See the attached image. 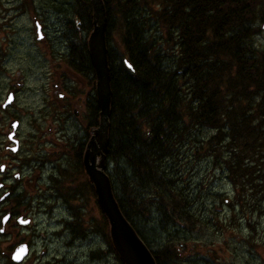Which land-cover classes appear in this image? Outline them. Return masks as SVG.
Listing matches in <instances>:
<instances>
[{
  "label": "trees",
  "instance_id": "trees-1",
  "mask_svg": "<svg viewBox=\"0 0 264 264\" xmlns=\"http://www.w3.org/2000/svg\"><path fill=\"white\" fill-rule=\"evenodd\" d=\"M104 3L113 90L107 159L114 194L157 264H196L180 261L184 245L163 242L154 248L138 227L152 223L158 230L178 228L186 219L197 222L186 167L195 169L202 159L228 176L240 203L233 206L264 215V45L258 42L264 0ZM64 5L90 34V0ZM78 42L79 64L69 65L80 71L82 64L95 87L88 44L80 37ZM96 109L98 122L97 104ZM102 219L107 251L124 264L104 214Z\"/></svg>",
  "mask_w": 264,
  "mask_h": 264
},
{
  "label": "rangeland",
  "instance_id": "rangeland-1",
  "mask_svg": "<svg viewBox=\"0 0 264 264\" xmlns=\"http://www.w3.org/2000/svg\"><path fill=\"white\" fill-rule=\"evenodd\" d=\"M65 1L0 0V94H4L10 80L19 78L18 72L22 73L25 84L19 97L21 105H18L19 109L15 108L19 112H14V116L21 120L19 132L23 148L20 156L22 159H27L32 154L47 155L51 152L48 128L53 120L47 116L49 110H45V100L50 98L51 92L44 91L45 84H51L48 75L51 69V47L48 50L44 45H56V36L63 26L59 15L65 20L73 12L66 8ZM58 4L60 7H57ZM35 17L48 29L47 42L42 43L37 39ZM115 42L118 43L119 40L115 38ZM258 42L264 45V32L259 36ZM2 130L5 131L4 128ZM11 160L12 158H7L4 149L0 148V167ZM194 168L186 167L187 179L192 181L188 196L191 197L193 215L197 222L186 219L183 224L179 223L181 225L178 228L174 226L158 230H153L152 223H147L146 226L139 224L146 240L152 242L154 248L161 247L163 242H173L180 248L184 245L185 249L180 257L182 262L191 260L196 264H264V215L250 211L244 214L242 209L233 206L239 203L238 193L228 176L213 168L208 159H202ZM29 170H26L29 174L23 177L22 187L19 186L21 181H16L12 174L7 182H3L0 172V183H5L8 190L13 187L17 189L16 196L7 204L0 201V230L2 219L11 210L17 215L16 218L24 216L32 219L28 228H21L16 220H12L4 228V233L0 232V264H13L10 254L21 243H29L31 246L30 257L24 264H119L116 256L107 251L110 248L107 237L94 226L95 219L100 217L95 200L88 197L87 200L75 199L67 203L63 197L54 194L45 197L32 190L29 195L27 182L37 169L34 168V172ZM16 171L17 168H13V172ZM32 182L28 187L32 185L34 190L37 189L35 181ZM187 183L184 185L188 186L190 181ZM40 187L45 188V185L41 184ZM3 194L4 190H0V199ZM16 198L26 200L18 204ZM84 204L88 208L86 218L79 213L81 221L69 223L77 208ZM91 227L94 228V233L87 232Z\"/></svg>",
  "mask_w": 264,
  "mask_h": 264
},
{
  "label": "flooded vegetation",
  "instance_id": "flooded-vegetation-1",
  "mask_svg": "<svg viewBox=\"0 0 264 264\" xmlns=\"http://www.w3.org/2000/svg\"><path fill=\"white\" fill-rule=\"evenodd\" d=\"M75 19L76 25H71V20H61L63 26L56 36V45H54L55 43L44 45L48 50L51 47V69L48 72L51 84L46 83L44 86V91L50 90L51 92L50 98L46 97L45 100V110H49L47 116L53 120L48 128L52 147L50 153L37 156L35 154L28 155L27 159L20 157L23 152L19 132L21 120L14 115L19 112L17 110L20 104L19 97L25 87L22 73L18 72L19 78L10 80L4 94H0V148L4 149L7 158H12L9 163L1 165L0 172L3 182H7L12 174L16 181H21L19 186L22 187L24 175L29 174L26 170L29 168L34 172V168L37 169L27 182L29 195L32 190L45 197L54 194L57 197H73L77 200L88 197L96 198L95 188L89 182L85 166L88 143L93 129L98 125L95 120L97 116L96 91L92 81L87 78L84 72L86 68L82 64H80V71L78 66L74 69L69 65L70 61L79 64L77 61L78 38L83 37L81 22L77 18ZM34 21L36 24L39 22L35 18ZM44 26V24L41 25L43 39L40 42L42 43L47 42L49 38L48 29ZM63 167H66V170H63ZM13 168H17V171L13 172ZM32 181L36 183L37 189L35 190L32 185L28 187L33 183ZM3 182L0 183V190H4L3 200L7 204L11 198L16 196L17 189L15 190L13 187L8 190ZM41 184L45 185V188H41ZM66 189L68 190L64 193ZM25 193L27 192L25 191ZM16 199L20 200L21 198ZM9 213L12 218L17 217L13 210ZM79 213L86 218L87 204L77 208L75 214L79 218L75 217L76 221L82 219Z\"/></svg>",
  "mask_w": 264,
  "mask_h": 264
},
{
  "label": "water",
  "instance_id": "water-1",
  "mask_svg": "<svg viewBox=\"0 0 264 264\" xmlns=\"http://www.w3.org/2000/svg\"><path fill=\"white\" fill-rule=\"evenodd\" d=\"M94 15V30L89 38V54L97 78V98L100 108V125L95 129L85 155L87 175L96 189L99 205L109 225L113 246L124 264H157L156 260L135 228L123 214L115 197L112 182L107 173V155L109 153V131L112 106V77L106 43L107 13L103 0H91ZM37 32L40 33L39 27ZM41 39V37L39 38ZM128 71L136 72L130 62L125 60ZM9 219L7 216L4 224ZM19 224L28 226L30 220ZM29 255V247L22 244L12 254L14 263H22Z\"/></svg>",
  "mask_w": 264,
  "mask_h": 264
},
{
  "label": "bare ground",
  "instance_id": "bare-ground-1",
  "mask_svg": "<svg viewBox=\"0 0 264 264\" xmlns=\"http://www.w3.org/2000/svg\"><path fill=\"white\" fill-rule=\"evenodd\" d=\"M36 1V0H35ZM66 2V1H65ZM69 2V1H68ZM68 2H67V4H68ZM58 3V2H57ZM70 3V2H69ZM75 3V2H74ZM107 3V2H106ZM13 4V3H12ZM60 4V3H59ZM59 4H58V6H59ZM13 6H15V5H13ZM56 7V6H55ZM138 7V6H137ZM12 9V8H11ZM65 9V8H64ZM135 9V8H134ZM62 11V10H61ZM17 12V11H16ZM26 12V11H25ZM48 12V11H47ZM13 13V12H12ZM55 14V13H54ZM45 15V14H44ZM142 15H143V13H142ZM137 16H139L140 17V15H138L137 14ZM142 17V16H141ZM89 19V18H88ZM136 19V18H135ZM139 20V19H138ZM52 22V21H51ZM64 22V21H63ZM150 23H152V22H150ZM55 24V23H54ZM48 26H50V25H48ZM60 28V27H59ZM218 31V30H217ZM179 33V32H178ZM55 47V46H54ZM65 48V47H64ZM55 49V48H54ZM61 49V48H60ZM63 49V48H62ZM54 51V50H53ZM204 53V52H203ZM16 54V53H15ZM17 59V58H16ZM23 61V60H22ZM204 62V61H203ZM33 63V62H32ZM124 64V63H123ZM231 73V72H230ZM93 94V93H92ZM86 101V100H85ZM21 105V104H20ZM28 111V110H27ZM40 111V110H39ZM33 112V111H32ZM38 116V115H37ZM28 117V116H27ZM31 120V119H30ZM71 121V120H70ZM26 122V121H25ZM73 126V125H72ZM86 127V126H85ZM24 130V129H23ZM27 130V129H26ZM25 133V132H24ZM27 134V133H26ZM79 134V133H78ZM80 135V134H79ZM74 138V137H73ZM78 138V137H77ZM81 142V141H80ZM79 143V142H78ZM70 145V144H69ZM25 147V146H24ZM73 150V149H72ZM83 153V152H82ZM171 165V164H170ZM113 173V172H112ZM50 174V173H49ZM169 176V175H168ZM56 180V179H55ZM178 182V181H177ZM119 190V189H118ZM118 190H116V191H118ZM157 190V189H156ZM52 197V196H51ZM48 199V198H47ZM144 199V198H143ZM44 205V204H43ZM46 205V204H45ZM50 205V204H49ZM59 205V204H58ZM73 206V205H72ZM57 210V209H56ZM55 211V210H54ZM60 212V211H59ZM147 212V211H146ZM149 214V213H148ZM68 217V216H67ZM38 219V218H37ZM138 222V221H137ZM61 225V224H60ZM42 226V225H41ZM138 227V226H137ZM139 228V227H138ZM170 228V227H169ZM40 230V229H39ZM38 230V231H39ZM74 231H75V229H74ZM170 231V230H169ZM38 233V232H37ZM42 233V232H41ZM54 233V232H53ZM58 233V232H57ZM75 234H76V232H75ZM47 237V236H46ZM144 237V236H143ZM51 238H53V237H51ZM88 238V237H87ZM48 239V238H47ZM90 239V238H89ZM39 240V239H38ZM56 241V240H55ZM67 241V240H66ZM80 241V240H79ZM148 243V242H147ZM170 243V242H169ZM168 245V244H167ZM174 246V245H173ZM151 248V247H150ZM177 251V250H176ZM181 257V256H180Z\"/></svg>",
  "mask_w": 264,
  "mask_h": 264
}]
</instances>
